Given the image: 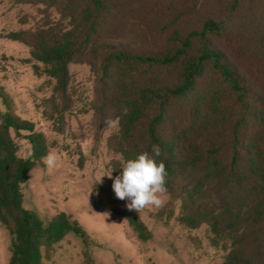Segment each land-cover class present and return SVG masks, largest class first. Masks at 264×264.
<instances>
[{
	"label": "trees",
	"instance_id": "trees-1",
	"mask_svg": "<svg viewBox=\"0 0 264 264\" xmlns=\"http://www.w3.org/2000/svg\"><path fill=\"white\" fill-rule=\"evenodd\" d=\"M2 1V0H0ZM37 7L35 24L7 38L29 48L50 96L43 115L62 132L76 105L70 64L94 78L93 138L107 139L116 175L126 159L159 146L167 202L156 220L205 225L223 264H264V0H13ZM127 114H124V109ZM26 132L18 155L12 133ZM53 145L16 112L0 84V224L10 236L8 264H45L69 235L95 264L96 242L65 212L44 219L24 206L30 173ZM138 238L152 231L136 211L115 206ZM127 218V219H126Z\"/></svg>",
	"mask_w": 264,
	"mask_h": 264
},
{
	"label": "rangeland",
	"instance_id": "rangeland-1",
	"mask_svg": "<svg viewBox=\"0 0 264 264\" xmlns=\"http://www.w3.org/2000/svg\"><path fill=\"white\" fill-rule=\"evenodd\" d=\"M36 18V6L0 1V84L13 97L17 114L45 134L53 145L50 151L59 157L56 168L43 165L31 171L24 206L36 209L44 219L62 212L72 215L96 242L91 249L95 264H223L227 251L213 246L205 225L191 230L176 220L165 223L153 216L161 207H149L137 212L153 234L143 241L124 217L113 213L115 206L127 208V201L116 198L113 179L108 177L118 176L112 162L115 156L107 148V139L117 127H108L95 145L88 111L94 78L86 64H70L76 105L66 114L62 132L44 117V102L50 96L48 78L36 76L32 63L24 62L30 58L27 46L7 38L10 32L32 27ZM26 134L12 133L21 157L30 153ZM164 199L166 203L167 194ZM9 246L10 236L0 224V264H8ZM45 264H84L81 240L69 235Z\"/></svg>",
	"mask_w": 264,
	"mask_h": 264
},
{
	"label": "clouds",
	"instance_id": "clouds-1",
	"mask_svg": "<svg viewBox=\"0 0 264 264\" xmlns=\"http://www.w3.org/2000/svg\"><path fill=\"white\" fill-rule=\"evenodd\" d=\"M127 111L125 108V115ZM118 120L119 118H107L105 124L109 128H116ZM161 154L159 146H153L152 154L144 151L134 158L126 159L118 176L113 178L108 175L113 179L112 189L116 198L127 201L126 207L129 211L140 213L146 208H160L164 205V197L168 191V172L164 161L157 160ZM41 160L48 169H54L58 166L59 157L54 151H49Z\"/></svg>",
	"mask_w": 264,
	"mask_h": 264
}]
</instances>
